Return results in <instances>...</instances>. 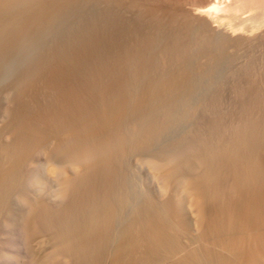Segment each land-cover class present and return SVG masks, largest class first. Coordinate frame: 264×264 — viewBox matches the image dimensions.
Here are the masks:
<instances>
[{"label": "bare ground", "instance_id": "6f19581e", "mask_svg": "<svg viewBox=\"0 0 264 264\" xmlns=\"http://www.w3.org/2000/svg\"><path fill=\"white\" fill-rule=\"evenodd\" d=\"M191 1L0 0V264H264V0Z\"/></svg>", "mask_w": 264, "mask_h": 264}, {"label": "rangeland", "instance_id": "374dc122", "mask_svg": "<svg viewBox=\"0 0 264 264\" xmlns=\"http://www.w3.org/2000/svg\"><path fill=\"white\" fill-rule=\"evenodd\" d=\"M198 1L200 2V0H194V1H191V2H192V3L195 2L194 4H198V5H199L200 3H199ZM232 2L235 3L236 0H233ZM244 10H245V12H248V14H250V13H249L250 9H248L247 11H246V9H244ZM244 10H243V11H244ZM248 14H247V15H248ZM226 18H227V20H226ZM226 18H225V20H226L227 22H229V23H230L231 20L234 19V17H232V18H231V17H226ZM228 19H229V21H228ZM234 20H235V19H234ZM234 20H233V23L231 22V24L235 25V24H234V22H235V23H236V26H237L238 23H237L236 20H235V21H234ZM238 26H239V25H238ZM238 74H239V73H238ZM240 76H241V75H240ZM241 77H242V76H241ZM230 79L232 80L233 78H230ZM230 79H229V80H230ZM239 80H240L241 84H242V82H245V83L247 82V80H245L244 77H242V78L238 77V80H237V81H236V80H235V82L230 81V82H232V84H231L230 82L228 83V80H227V81H226V80H225V81H222L223 83L226 82V83H224V84H222L221 82L218 84V85H219V90H220V87L222 86V87H221V91L224 92V93H223V96H224V94H226L224 97L222 96V97H223V100H224V102H225L223 105H226V107H227L231 102H232V103H235V104H236V102H237L236 99H235L236 95H235L234 91L236 90V89H235L236 86H237V87H241V86H240V85H241L240 82H239V85H238V84L236 85V83H237ZM233 83H234L235 85H234ZM228 84H229V85H228ZM223 85H224V86H223ZM225 85H228V86H226L227 88L225 87ZM232 85H234L235 88H234ZM244 85H246V84H242V86H244ZM230 86L232 87V90H231ZM246 86H247V85H246ZM246 86H245V87H246ZM224 87H225V88H224ZM233 88H234V89H233ZM229 91H231V92H229ZM225 92H226V93H225ZM232 92H233L234 94H232ZM228 93H229V94H228ZM227 94H228V95H227ZM230 94H232V95H230ZM229 95H230L231 99L235 96L234 99H233L234 102H233V101L230 102V101H229V98H230V97H229V98L226 97V96H229ZM225 97H226V99H225ZM231 99H230V100H231ZM225 100H228V102L225 101ZM227 103H228V104H227ZM232 103L230 104V109H231L233 106H234V107L236 106V105H233ZM223 105H222V106H223ZM227 111H229V109H228ZM9 236H10V237H9V242H10V241H12L11 238H12V236L14 237V234H13V235L10 234ZM7 241H8V240H7ZM6 246H7V247H5V250H6L5 252L11 257L10 260H12V259L17 255V254L15 253V252H16V249H14V247H12V245H10V246H11V247H10V246H9V243H6ZM8 247H9V248H8ZM9 256H8V257H9ZM10 260H7V263H8V264H12V261H10ZM19 260H20V261H19ZM17 261H19V264H21V263H22V264H23V263H24V264H28V263H26L27 260H23V258H21V257L18 258ZM22 261H23V262H22Z\"/></svg>", "mask_w": 264, "mask_h": 264}]
</instances>
